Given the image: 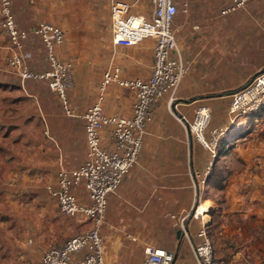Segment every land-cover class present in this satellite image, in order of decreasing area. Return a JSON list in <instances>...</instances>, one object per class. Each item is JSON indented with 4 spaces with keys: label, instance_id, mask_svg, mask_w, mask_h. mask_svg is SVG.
Masks as SVG:
<instances>
[{
    "label": "crops",
    "instance_id": "1",
    "mask_svg": "<svg viewBox=\"0 0 264 264\" xmlns=\"http://www.w3.org/2000/svg\"><path fill=\"white\" fill-rule=\"evenodd\" d=\"M60 1L15 0L14 12L20 27L31 31L45 20V10ZM135 1L134 4L129 2L132 12L145 14L151 19L153 7L150 0V9L146 12L142 9L144 4L139 6L142 0ZM175 2L178 13L172 28L190 70L176 92L173 110L193 121L196 111L207 107L212 120L208 133L213 128L227 127L232 100L227 93L239 89L264 69V0H251L245 8L226 16L222 15V10L228 5V0ZM259 38H262L261 41ZM109 40L111 51L107 55L105 71L119 67L122 77L129 80H147L151 76L154 39H145L132 47L114 45L112 35ZM66 43L57 47V52L61 59L68 61L64 54ZM7 47L8 41L0 31V85H9L0 87V101L1 98L11 99L10 94L15 93L11 101L14 105L13 116H0L3 134L0 136V148L9 146L8 152L4 148L0 150V162L7 159L15 161L18 154L23 155L28 159L29 170L38 168L50 179L56 178V183L61 169L74 170L87 157L85 121L82 116L98 100L102 77L98 87L94 88L96 97L93 94L90 100L85 101L83 96L92 89L84 87V71L79 76L77 62L76 65L73 63L75 87L68 92L73 115H69L48 83L28 81L22 86L19 77L6 64ZM28 50L34 57L30 61L31 69L45 71L47 64L44 60H47L40 38L31 36ZM35 60L41 64L37 66ZM122 89L118 86L108 89L103 103L107 115H132L135 95L128 89V92ZM48 95L51 98L57 96L64 112H57L52 120L50 114L47 119L42 115L44 124L38 119L35 124L36 110L41 114L43 110L48 111L49 103L45 101ZM241 128L236 127V130ZM17 146L20 148L17 149ZM103 146L112 148L108 129L103 131ZM201 148L187 128L172 115L168 97H165L156 109L153 121L147 126L137 164L123 178L117 191L108 196L105 222L101 229L107 264H144L146 246L173 252L175 264H194L192 245L201 242L198 234L202 229V221L210 237L221 235L219 237L228 242L226 251L232 249L233 243L245 249L243 245L250 242V237L263 221L215 223L200 217H190L186 220L189 238L179 236L180 229L176 221L193 207L198 195L201 197L210 189L208 182L203 181H206L209 172L210 155ZM39 159L40 166H36L35 162ZM1 170L4 171L0 168V264L38 261L49 248L61 245L67 238L92 227V222L83 215L75 218L62 215L57 202L41 188H25L19 192L13 188L16 185L11 176L9 181L13 184L5 182ZM252 184H255L254 179ZM76 194L81 203H90L82 188ZM207 200L212 201L209 198ZM19 209L23 212L32 210L26 221H18ZM6 216H9V221H2V217ZM253 222L257 228L253 227ZM217 244L224 247L222 243ZM242 251L238 250L232 256L236 262L239 260V264L248 263L246 259L251 256L263 257V251L257 247L248 246L244 250L245 254ZM84 254L85 251H82L75 259L79 260ZM256 264L264 263L258 261Z\"/></svg>",
    "mask_w": 264,
    "mask_h": 264
},
{
    "label": "built area",
    "instance_id": "2",
    "mask_svg": "<svg viewBox=\"0 0 264 264\" xmlns=\"http://www.w3.org/2000/svg\"><path fill=\"white\" fill-rule=\"evenodd\" d=\"M228 1V5L222 10V15L225 16L245 8L251 0ZM13 2L14 0H0V31L8 41L7 66L16 73L22 86L28 81L48 83L49 88L58 95L66 112L73 115L69 107L68 92L75 87L74 65L61 59L57 52V47L66 42V31L50 22H41L31 31L21 28L13 10ZM150 3L153 7L151 19L145 14H134L132 5L123 0L111 2L110 17L114 45L132 47L145 39L155 40L151 76L147 80L124 79L119 67L104 72L98 100L90 105L82 116L88 147L85 161L74 170L61 169L57 186H46L62 215L69 218L83 215L92 222V227L67 238L61 245L49 248L42 259L29 264H107L101 229L105 222L108 196L117 191L123 178L137 164L147 126L153 121L156 109L165 97H168L170 107L176 102V92L190 70V66L182 57L172 28L178 13L175 0H150ZM31 36L42 41L48 63V69L45 71L36 72L30 67L33 53L28 50V41ZM256 82V87H253ZM111 86L128 89L134 93L135 101L130 117L106 114L103 103ZM243 93L245 94L241 95ZM256 93L263 94L261 101L253 106L242 103L246 95L252 96ZM239 95L241 96L238 97ZM232 99V114L240 110H258L264 104V73L257 76L243 91L234 94ZM177 118L187 131L189 129L192 138L214 158L219 140L226 131L213 129L208 133L211 121L209 108H199L193 121L184 116ZM106 129L111 149L103 146V131ZM80 188L85 191L89 204L80 202L76 194ZM201 203L195 201L193 207L176 221L184 237L189 238L186 226L188 218L201 216L202 220L205 219L203 215H198ZM202 223L198 234L201 242L192 245L194 264H223L215 258L212 239L204 221ZM82 251H85V254L76 260L75 256ZM144 252V264H175V254L171 251L146 246Z\"/></svg>",
    "mask_w": 264,
    "mask_h": 264
},
{
    "label": "rangeland",
    "instance_id": "3",
    "mask_svg": "<svg viewBox=\"0 0 264 264\" xmlns=\"http://www.w3.org/2000/svg\"><path fill=\"white\" fill-rule=\"evenodd\" d=\"M112 1L113 0H62L54 3V7H50L49 10H45L43 15V17H45L43 22L57 24L66 31L67 43L64 54L67 56L68 61H71L75 65L77 62L76 66L79 76L81 72L84 71V87H90L92 89V91L88 90L83 96L85 101L90 100L93 94L94 98L96 97L94 88L99 85L102 74L105 71L107 55L111 51L109 37L111 35L110 4ZM135 2L136 1L133 0L130 3L134 4ZM143 4L144 6L142 9L145 12L148 11L150 9L149 1L142 0L139 6ZM41 9L43 10V8ZM261 39L262 38H259L258 40L261 41ZM44 63L47 64V68L45 69L47 70L48 63L45 60ZM35 64L39 66L41 63L39 60H35ZM257 83L258 82H256L253 87H256ZM11 90H13V88ZM122 91L128 92L126 89H122ZM6 92H8V90ZM257 93L252 94V96L250 94V98L247 100L243 99L242 103L247 104V106H253L261 101V99H263V94ZM10 96L12 97L11 99L1 98V118L13 116L11 113L14 112V105L11 101L15 93L12 92ZM49 97L50 95H48V99L45 100L49 103L48 111L43 110L41 114L37 109L36 115H34L35 124H37V119L41 124H44L41 118L42 115L47 119L48 114H50L49 118L52 120L57 116V112H64L57 96L56 98L50 97V99ZM20 102L21 99L18 100L19 106ZM173 106H176L175 103L171 107L169 106L171 113L178 119V116L173 110ZM1 132L2 130H0V136H3ZM231 137V139H233V144L225 149L226 153L224 156L221 158L218 157V159L214 160L215 162H213V157L210 156V161L212 160V162H210L208 167L209 172L206 181L203 180L204 182H208L210 189L201 197L198 195L196 201L206 202L204 205L206 207L204 208H206V211H210V214L205 218V221H263L261 226L258 227L257 232H254L250 237V242H248V244L245 243L243 246L245 249L251 246L257 247L260 251H263V257L256 258L251 256L246 259L248 263L256 264L258 261L264 263V112L253 124L249 126L247 124L245 128L236 130ZM196 144L199 146L197 142ZM2 148L6 149L8 152L9 146H3ZM2 148H0V150H3ZM18 148L20 147L17 146V149ZM215 157H217V152ZM15 158V161L7 159L0 162V168L5 171L2 172L1 170L5 182L7 181L12 185V181H9V176H11V179L14 180L16 185V187L13 188L17 189L19 192L24 191L25 188L28 189L31 187H38L46 191L47 185H57V182L55 183L56 178L50 179L47 174L42 173L38 168L33 171L29 170V162L25 156L18 154ZM35 164L36 166H40V159L37 163L35 162ZM219 168H221L223 172L219 174L218 179L217 172ZM252 179L255 180V184H252ZM208 198L213 202L207 200ZM7 210L9 209L7 208ZM31 211L32 210H27V212H23L19 209L18 221H26L31 215ZM69 220L68 218L67 221ZM2 221H9V216L4 217ZM254 223L255 222H253V227L257 228ZM219 236L221 235L215 238L211 237L213 238L212 241H215L214 247L219 262L223 264H239V260L236 262L235 259H232V256L238 250H243L242 253L245 254V249L241 246L237 247L238 244L233 243L234 246H232V249L226 251L225 245L228 242L221 239ZM216 242L222 243L224 247H221ZM218 248H220V250H218ZM251 253H253V251H251Z\"/></svg>",
    "mask_w": 264,
    "mask_h": 264
},
{
    "label": "trees",
    "instance_id": "4",
    "mask_svg": "<svg viewBox=\"0 0 264 264\" xmlns=\"http://www.w3.org/2000/svg\"><path fill=\"white\" fill-rule=\"evenodd\" d=\"M15 1V0H14ZM13 10H14V2H13ZM16 15V14H15ZM54 24V23H53ZM264 70V69H263ZM257 76L251 78L247 83H245L242 87H240L239 89L235 90V91H232V92H229L227 93L228 95H231V97L236 94V93H239L241 91H243ZM7 86L8 84H2L0 85V87H3V86ZM9 86V85H8ZM59 98V97H58ZM60 100V99H59ZM61 102V101H60ZM232 102H233V99L231 100V105H230V108L232 106ZM63 106V105H62ZM230 108H229V125L227 127H221V128H213V129H223L225 130L226 132L224 133V135L220 138L219 140V143H218V146H217V149H216V152H217V157H214L213 158V162H215L214 160L215 159H218L221 158L222 156H224V154L226 153V148H229V146H232L233 142L231 139L232 135H233V132L236 131V127H243L245 128V126L248 124L251 125L253 124L259 116H261V114L264 112V104H262L260 106V108L258 110H255V111H249V112H243L242 110L232 114L230 113ZM212 127V126H210ZM235 129V130H234ZM203 148V147H202ZM204 149V148H203ZM207 151V150H206ZM208 154L211 156L210 152L207 151ZM212 157V156H211ZM212 162V160H211ZM223 172V170L221 168H219L218 172H217V176H218V179H219V174H221ZM217 182V181H216ZM216 182H210V183H216ZM47 191V190H46ZM48 193V192H47ZM49 195V193H48ZM50 196V195H49ZM51 197V196H50ZM52 198V197H51ZM53 200H55L54 198H52ZM56 201V200H55ZM4 219V217H2V220ZM213 242V241H212ZM214 245V243H213ZM214 252H215V247H214ZM215 258L218 260L217 256H216V252H215ZM219 261V260H218Z\"/></svg>",
    "mask_w": 264,
    "mask_h": 264
},
{
    "label": "bare ground",
    "instance_id": "5",
    "mask_svg": "<svg viewBox=\"0 0 264 264\" xmlns=\"http://www.w3.org/2000/svg\"><path fill=\"white\" fill-rule=\"evenodd\" d=\"M249 98H250V94H248V95H246V96L244 97L245 100H247V99H249ZM205 203H206V202H202V203H201V206H200V208H199V213H198V215H203V216L206 218V217L209 216L210 211H206V208H204V207H206V206H204Z\"/></svg>",
    "mask_w": 264,
    "mask_h": 264
},
{
    "label": "water",
    "instance_id": "6",
    "mask_svg": "<svg viewBox=\"0 0 264 264\" xmlns=\"http://www.w3.org/2000/svg\"><path fill=\"white\" fill-rule=\"evenodd\" d=\"M262 73H264V70H262V71H260L256 76H259L260 74H262ZM176 115L178 116V117H182L179 113H176ZM188 131H189V129H188ZM181 235H182V233H181V231L179 232V236L181 237ZM175 260H176V258H175ZM175 262V261H174Z\"/></svg>",
    "mask_w": 264,
    "mask_h": 264
}]
</instances>
